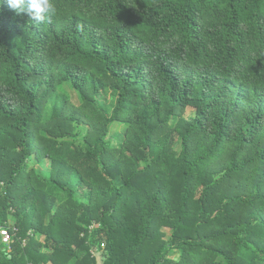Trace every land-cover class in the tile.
Here are the masks:
<instances>
[{"label": "trees", "instance_id": "obj_1", "mask_svg": "<svg viewBox=\"0 0 264 264\" xmlns=\"http://www.w3.org/2000/svg\"><path fill=\"white\" fill-rule=\"evenodd\" d=\"M53 3L0 0V264H264V0Z\"/></svg>", "mask_w": 264, "mask_h": 264}, {"label": "clouds", "instance_id": "obj_2", "mask_svg": "<svg viewBox=\"0 0 264 264\" xmlns=\"http://www.w3.org/2000/svg\"><path fill=\"white\" fill-rule=\"evenodd\" d=\"M7 4L18 15L27 12L30 20L37 23H50L58 12L53 0H7Z\"/></svg>", "mask_w": 264, "mask_h": 264}, {"label": "rangeland", "instance_id": "obj_3", "mask_svg": "<svg viewBox=\"0 0 264 264\" xmlns=\"http://www.w3.org/2000/svg\"><path fill=\"white\" fill-rule=\"evenodd\" d=\"M68 89V92H69V94L71 95V97H72V100H73V102H77L78 100H77V97H76V94L74 93V92H72V91H70V88H67ZM194 116H195V109L194 108H187V109H185V111L182 113V115H181V117L184 119V120H187V121H190V120H192L193 118H194ZM81 134H80V136L78 137V142H81V140H82V137H83V135L85 134V132H86V130L84 129V128H81ZM122 131H121V128L118 126V127H115V128H113V138L116 136V135H119L120 133H121ZM116 142H117V140H116V137H115V139H113V144L114 145H116ZM175 149H177L178 148V143H176V145H175V147H174ZM36 168H45V166H43V167H41V166H39V164H37L36 166H35ZM65 197L64 196H60V197H58V200L59 201H61V200H63ZM163 231L165 232V234H168L169 235V233H170V230H168V229H163ZM172 257L175 259V260H177L178 259V254L177 253H173L172 254Z\"/></svg>", "mask_w": 264, "mask_h": 264}, {"label": "built area", "instance_id": "obj_4", "mask_svg": "<svg viewBox=\"0 0 264 264\" xmlns=\"http://www.w3.org/2000/svg\"><path fill=\"white\" fill-rule=\"evenodd\" d=\"M92 227L90 226L88 228V231L91 232L92 231ZM17 232V229L14 226L11 227H1L0 228V238H1V243L5 246H9L10 243L13 240V237L15 236ZM22 245L24 246V242L22 243Z\"/></svg>", "mask_w": 264, "mask_h": 264}]
</instances>
